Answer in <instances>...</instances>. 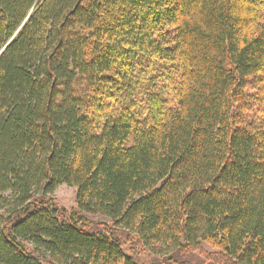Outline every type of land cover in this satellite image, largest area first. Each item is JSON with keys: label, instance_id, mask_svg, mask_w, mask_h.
I'll return each instance as SVG.
<instances>
[{"label": "trees", "instance_id": "obj_1", "mask_svg": "<svg viewBox=\"0 0 264 264\" xmlns=\"http://www.w3.org/2000/svg\"><path fill=\"white\" fill-rule=\"evenodd\" d=\"M138 247L264 264V0H0V264Z\"/></svg>", "mask_w": 264, "mask_h": 264}, {"label": "rangeland", "instance_id": "obj_2", "mask_svg": "<svg viewBox=\"0 0 264 264\" xmlns=\"http://www.w3.org/2000/svg\"><path fill=\"white\" fill-rule=\"evenodd\" d=\"M77 189L73 188V187H68L66 185H62L60 186L55 195V201L57 203L58 206L65 208L69 211H76L77 210ZM8 195V194H7ZM6 195V196H7ZM82 215L90 222H94V223H106V224H110L111 220L110 218H108L105 215L99 214V213H87V212H82ZM26 247L32 251L33 250V246L27 244ZM209 249V248H207ZM139 253L137 254V259L143 263V264H149L151 262H153L156 258L153 255H149L146 252H144L143 250H141V248L138 247ZM210 250V249H209ZM126 251L130 254L131 252V247L130 245L126 246Z\"/></svg>", "mask_w": 264, "mask_h": 264}]
</instances>
